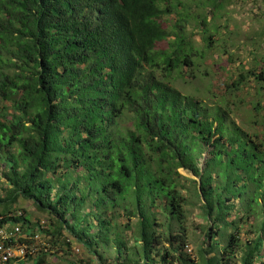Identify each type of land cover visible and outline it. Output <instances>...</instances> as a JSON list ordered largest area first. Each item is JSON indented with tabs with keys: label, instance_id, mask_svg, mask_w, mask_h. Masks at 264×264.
<instances>
[{
	"label": "trees",
	"instance_id": "obj_1",
	"mask_svg": "<svg viewBox=\"0 0 264 264\" xmlns=\"http://www.w3.org/2000/svg\"><path fill=\"white\" fill-rule=\"evenodd\" d=\"M180 8L181 0H0V226L20 224L19 243L39 231L48 244L5 264H52L50 254L75 246L98 264H264V139L227 105L174 86L197 53ZM201 19L208 42L210 20ZM250 80L264 89V68L241 66L228 89ZM232 151L261 161L238 168L235 192H221L211 161ZM185 181L196 186L208 240L222 223L232 227L218 253L217 241L187 252ZM20 200L48 216L47 229L31 226Z\"/></svg>",
	"mask_w": 264,
	"mask_h": 264
},
{
	"label": "rangeland",
	"instance_id": "obj_2",
	"mask_svg": "<svg viewBox=\"0 0 264 264\" xmlns=\"http://www.w3.org/2000/svg\"><path fill=\"white\" fill-rule=\"evenodd\" d=\"M181 1L187 10L180 8L179 11L191 17L187 35L197 53L192 57L195 66L183 67L182 75H175L174 86L184 95L200 100L208 106L227 105L234 111L233 121L251 134L259 133L261 139H264V89H260V86H256L251 80L239 92L228 89V86L238 79L241 66L264 68V0H227L223 7L218 8L208 5L207 0ZM201 15H206L210 20L208 28L212 38L208 42L204 41V30L207 28L202 23ZM178 19V15L165 18L164 26L171 28ZM167 47L168 41L158 44V49ZM256 108H259V111H256ZM122 125L129 127L131 124L125 120ZM241 152L243 151L228 152L226 156L216 155L211 161L210 170L219 176L221 192L226 189L235 192L234 182L240 180L238 168L246 170V165L252 164L249 169L251 170L253 164L256 166L261 161L247 159ZM258 156L264 159L263 154ZM201 162L203 166L204 161ZM261 170H264V164ZM179 172L187 179L198 181V178L189 172L182 169ZM5 182L0 173L1 192ZM184 184L187 189L183 195L187 198L185 227L189 246L193 253L199 254V250L208 249L217 241L216 253L222 251L230 239L232 227L222 223L216 241L208 240L206 232L209 223L203 218V204L196 186L186 181ZM17 206L26 211L25 216L34 228H37L40 222L48 220V216L40 212L31 201L20 200ZM249 206L256 209L252 203ZM2 211L3 208L0 207V213ZM174 226L178 227L175 223ZM165 227L166 232L169 231V224ZM161 231L162 228L158 230L160 233ZM242 239L245 242L246 238ZM74 248L75 254L58 250V253L50 254L47 260L52 264H98L92 263L82 249L79 250L76 246Z\"/></svg>",
	"mask_w": 264,
	"mask_h": 264
},
{
	"label": "built area",
	"instance_id": "obj_3",
	"mask_svg": "<svg viewBox=\"0 0 264 264\" xmlns=\"http://www.w3.org/2000/svg\"><path fill=\"white\" fill-rule=\"evenodd\" d=\"M43 229H47L45 221L40 222ZM22 236L20 224H6L0 226V264H5L11 260L24 259L28 255H35L42 250L47 251L48 244L44 241L43 235L39 231L35 236L27 238L28 242L19 243ZM189 254H193L192 248L186 247Z\"/></svg>",
	"mask_w": 264,
	"mask_h": 264
}]
</instances>
